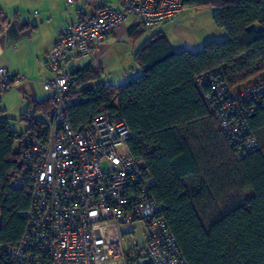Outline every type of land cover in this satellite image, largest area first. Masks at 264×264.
<instances>
[{"label": "trees", "instance_id": "1", "mask_svg": "<svg viewBox=\"0 0 264 264\" xmlns=\"http://www.w3.org/2000/svg\"><path fill=\"white\" fill-rule=\"evenodd\" d=\"M182 1L183 8L216 9L214 23L227 38L177 52L158 33L136 53L143 72L122 85L91 84L100 76L91 68L71 72L67 119L75 131L101 113L128 125L129 148L188 264H264V107L248 115L259 148L238 160L208 104V88L198 83L215 67L234 89L264 72V0ZM54 106L52 96L35 102L20 115L26 129L17 132L2 118L0 96V243L16 242L26 228L31 191L14 183L27 138L47 139L48 122L38 114L50 116Z\"/></svg>", "mask_w": 264, "mask_h": 264}, {"label": "built area", "instance_id": "2", "mask_svg": "<svg viewBox=\"0 0 264 264\" xmlns=\"http://www.w3.org/2000/svg\"><path fill=\"white\" fill-rule=\"evenodd\" d=\"M182 9V0H119L117 6H97L92 16L72 21L56 41L47 59L53 76L43 82L55 101L48 136L27 138L23 170L14 183L31 191L26 228L16 242L0 243V264H188L165 206L154 198L152 181L129 148L128 125L101 113L75 131L66 98L74 76L62 69L72 52L92 56L128 14L151 28ZM22 79L0 66L1 89ZM198 83L209 90L208 104L235 158L257 150L248 115L264 107V81L236 90L215 67ZM138 230L141 243L135 238Z\"/></svg>", "mask_w": 264, "mask_h": 264}, {"label": "crops", "instance_id": "3", "mask_svg": "<svg viewBox=\"0 0 264 264\" xmlns=\"http://www.w3.org/2000/svg\"><path fill=\"white\" fill-rule=\"evenodd\" d=\"M118 2L81 0L70 4L67 0H0V66L24 76L11 89L0 88L5 109L2 118L10 121L14 130L24 131L26 124L20 120V115L31 110L35 102L52 96L43 87V82L53 76L47 59L68 25L92 16L97 6H117ZM185 9L164 24L151 27L149 32L146 31L149 27H145L137 16L128 14L120 25L107 34L103 43L96 46L92 56L72 52L62 69L73 72L91 68L100 74L98 80L91 84L122 85L143 72L136 53L158 33H163L177 52H197L210 41L227 38L226 31L214 23L216 9L192 8L194 12ZM78 59H82L81 64H78ZM112 69L117 70L113 73ZM50 116L38 114L47 122ZM221 140L226 148L225 140ZM216 179L221 181L220 176Z\"/></svg>", "mask_w": 264, "mask_h": 264}, {"label": "rangeland", "instance_id": "4", "mask_svg": "<svg viewBox=\"0 0 264 264\" xmlns=\"http://www.w3.org/2000/svg\"><path fill=\"white\" fill-rule=\"evenodd\" d=\"M186 11H188V12H194L195 10L194 9H192V8H186L185 9ZM151 29L150 28H146V31L147 32H149ZM82 63V59H78V64H81ZM113 70V73H115L116 72V70L117 69H112ZM112 73V74H113ZM245 75V73H243L241 76H244ZM139 76V74H137V75H135V76H133V78L132 79H135V78H137ZM243 78V77H242ZM131 79V80H132ZM244 80H242V82L241 83H239V84H237L238 86L236 87V89L237 88H247L248 86H250V85H252V84H255V83H259V82H261V80L262 79H264V72H262V73H257V74H255L254 76H252V77H250V78H248V79H245V78H243ZM40 118V117H39ZM236 193L235 194H241V192H238V191H235ZM248 194H246V196H247ZM135 238H136V241H138V242H143V240H144V236H143V234L141 233V230H138L137 231V233H136V236H135ZM140 259V256H137L135 259H134V261H138Z\"/></svg>", "mask_w": 264, "mask_h": 264}]
</instances>
